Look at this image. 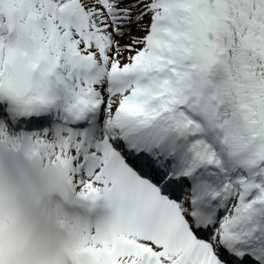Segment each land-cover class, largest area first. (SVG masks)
<instances>
[{
	"label": "snow or ice",
	"instance_id": "6c2138e0",
	"mask_svg": "<svg viewBox=\"0 0 264 264\" xmlns=\"http://www.w3.org/2000/svg\"><path fill=\"white\" fill-rule=\"evenodd\" d=\"M0 264H264V0H0Z\"/></svg>",
	"mask_w": 264,
	"mask_h": 264
}]
</instances>
